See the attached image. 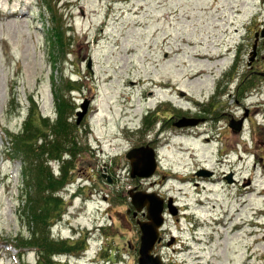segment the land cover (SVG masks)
Wrapping results in <instances>:
<instances>
[{"label": "rangeland", "instance_id": "1", "mask_svg": "<svg viewBox=\"0 0 264 264\" xmlns=\"http://www.w3.org/2000/svg\"><path fill=\"white\" fill-rule=\"evenodd\" d=\"M102 36L109 41L95 46ZM178 117L235 119L242 133L226 129L225 150L241 144L257 160L243 156L251 184L241 231L220 227L213 241L184 251L187 225L169 217V244L155 256L264 264V0H0V264H139L130 193L145 190L131 179L128 155L158 141L160 129L172 132ZM26 123L46 134L42 149L35 136L19 143L30 158L13 142ZM171 141L161 172L184 162L175 145L219 168L202 138ZM164 188L171 195L172 185ZM172 236L182 241L174 246Z\"/></svg>", "mask_w": 264, "mask_h": 264}, {"label": "flooded vegetation", "instance_id": "2", "mask_svg": "<svg viewBox=\"0 0 264 264\" xmlns=\"http://www.w3.org/2000/svg\"><path fill=\"white\" fill-rule=\"evenodd\" d=\"M102 40L108 42L109 36H102V38L96 40L94 45L98 47L100 41ZM89 69L91 70V68ZM130 83L131 85L137 84V82ZM138 83L140 85H144L146 82L142 81ZM149 94L152 96L153 92H150ZM159 105L162 106L163 103H159ZM197 105L202 106L200 104ZM215 109H217V106ZM150 113H153L152 109L145 111L143 113V119L147 118ZM201 113L203 116H205L203 112ZM181 118L183 119V117H178L177 121L174 122L172 126L174 129L172 132L160 129L158 133H156L158 136V141H142L139 145L142 147L140 149H146L145 151L147 153L153 154L152 156H154L156 162V171L154 175L150 178H133L131 174L132 181L141 183L143 186L142 190H145L144 192L136 191L135 193L143 192L144 194L148 195L153 194L160 198L163 202V215L165 222L164 226L160 230V240L155 246V250L153 252L154 256L159 248L165 247L167 243L169 244L165 235V226L167 218L169 217L173 220V223H175L174 226L176 225L181 227L183 223L187 225L186 232L190 235V239L185 241L186 249H184V251H188L189 249L191 250L192 245L200 247L204 246L205 241L210 242L208 237L210 238L211 236V238H213V233L210 231L211 235H206L210 229H213L214 233L218 232L220 227L231 230L232 232L241 231L243 208L242 198L244 195L250 193L244 194L243 191L247 187L246 184H251L250 181H244L243 179V172L245 171L243 160H248L253 157L255 159L257 158L254 156V154L251 156L247 152V154L245 152L243 153L241 144H237L235 149L225 150L226 148L223 144L225 135L224 131L227 129L230 131L232 130L233 134L241 135L242 133H240L242 123H237L235 119H231L228 122L224 120V123H222L221 126V123L217 125V122L222 121L219 119H209V117H204L203 119H183L180 121ZM170 120H172V116L167 119V121ZM165 126L166 123L164 127ZM222 128L224 129L222 130ZM170 134H172L171 137L169 136ZM162 136H165V140L167 141L166 143L159 142ZM217 136H219V138H217ZM146 137L148 138L149 135ZM175 138H185L187 140L189 138H202V145H205L209 149L212 147L214 148L215 146L216 152L214 154L211 153L210 155L211 157L213 156L215 158L216 167L219 168L209 169L208 167L211 161L200 160L199 156L194 150L189 151V149H186L183 146L177 147V145H175L172 147L176 149L175 156H181V159L184 160V162H182V165H175V163H172L169 167L170 170H163L161 172L160 169L163 168L161 150L166 145L171 146V139L173 140ZM243 156H245L244 159ZM188 159L193 164L191 166H193L194 169L190 166V164H187ZM184 164H186V166H183ZM218 169H220V172H217ZM245 182L246 184H244ZM167 183L172 185V196L169 195L171 196L170 202L165 200L167 197H169L168 195H165L166 192L164 193V187L167 186ZM156 190H158V192ZM184 200L189 201L190 204H186ZM133 209L135 208L133 207ZM144 211H146V214ZM204 211H206L208 216L210 215V217H212L211 221L209 218L207 219L204 217ZM217 212H220L221 215L219 220H216L215 217H213ZM132 213V210H130L128 214L130 215ZM139 216L141 219H138ZM132 221H136L137 226L139 223L147 222L146 208L141 212H134ZM178 230L180 231V228ZM180 240L181 238L177 239L175 236H172L170 241L174 246H177ZM198 255L199 254L196 253L195 256L197 257ZM196 257L195 261L202 260L200 257Z\"/></svg>", "mask_w": 264, "mask_h": 264}, {"label": "water", "instance_id": "3", "mask_svg": "<svg viewBox=\"0 0 264 264\" xmlns=\"http://www.w3.org/2000/svg\"><path fill=\"white\" fill-rule=\"evenodd\" d=\"M90 65V64H89ZM91 68V67H89ZM84 112L79 113L78 122L87 112L84 106ZM146 149L134 150L128 155L131 161L133 178H150L156 171V162L152 153H147ZM132 206L137 212H141L146 208L147 222L139 223L141 231L140 248H139V264H164L160 257H154L153 252L156 244L160 240V230L164 226L163 202L156 195H148L143 192L136 194L130 193Z\"/></svg>", "mask_w": 264, "mask_h": 264}, {"label": "trees", "instance_id": "4", "mask_svg": "<svg viewBox=\"0 0 264 264\" xmlns=\"http://www.w3.org/2000/svg\"><path fill=\"white\" fill-rule=\"evenodd\" d=\"M66 119H68V118H66ZM20 134H22V136H19V137H17V138H14V140L15 141H13L15 144L14 145H16V148H18L19 147V143H22V141H23V143L26 141V139H29L30 137L32 138L33 136H35L36 138L33 140V142H32V144H33V146H35V148H37V146L39 147V146H41V145H44V144H41V145H38L37 143L39 142V135H42V137L44 138L45 137V140H46V134H43L42 132H37V134H36V132H34V133H30L29 132V127H27V123H26V128L24 129V130H22L21 132H20ZM38 135V136H37ZM57 141H58V145L60 146L61 145V143L59 142V139H57ZM43 142V141H42ZM29 148H30V146H26V144L24 145V147L22 146L21 148H18L17 150L20 152V151H22V155H26V156H28V158H30V152H28V150H29ZM41 149H42V146L40 147ZM24 150V151H23ZM27 150V151H26ZM30 150H32V149H30ZM29 150V151H30ZM59 150H61V147L59 148ZM58 154H60V153H58ZM58 154H55V155H58ZM62 156V157H61ZM60 156V161L61 160H64L65 158H66V155H64V154H62ZM43 158V157H42ZM41 158V159H42ZM40 185V184H39ZM43 191H45V190H43ZM50 214V213H49ZM28 245V244H27ZM56 256H53L52 258L54 259ZM57 264H61L60 262H57Z\"/></svg>", "mask_w": 264, "mask_h": 264}]
</instances>
